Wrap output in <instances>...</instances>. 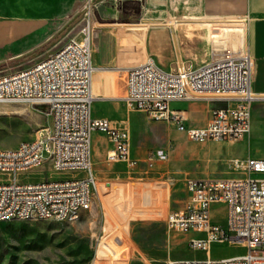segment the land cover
<instances>
[{
  "label": "built area",
  "instance_id": "2783aa9c",
  "mask_svg": "<svg viewBox=\"0 0 264 264\" xmlns=\"http://www.w3.org/2000/svg\"><path fill=\"white\" fill-rule=\"evenodd\" d=\"M84 38L69 39L58 51L35 65L0 76V105H25L39 109L47 118L40 135L13 148H0V223L8 221H76L91 207L94 178L91 162V133L107 136L113 148L109 163L134 167L127 130L106 119H93L91 39L95 15L92 0L84 5ZM214 46L210 61L199 66L182 65L164 71L147 59L125 70L128 109L149 120L174 124L188 141H239L249 134L251 106L260 97L252 91L253 59L242 39ZM217 35V34H216ZM225 35V33H224ZM213 37L214 43L223 33ZM222 36V37H221ZM203 100L235 102L232 107H215L201 128L186 127L179 111L170 104ZM49 163L54 173H84V177L43 178L22 183L20 174L36 171ZM242 179L185 180L187 202L182 209H169L164 223L167 232L187 235L188 247L202 251L201 260H169L166 264H264V159L244 162ZM224 209V223L213 221V210ZM213 244L242 245L247 252L228 258H210Z\"/></svg>",
  "mask_w": 264,
  "mask_h": 264
},
{
  "label": "rangeland",
  "instance_id": "374dc122",
  "mask_svg": "<svg viewBox=\"0 0 264 264\" xmlns=\"http://www.w3.org/2000/svg\"><path fill=\"white\" fill-rule=\"evenodd\" d=\"M53 1L0 0V19H16L15 30L21 27L17 19H41L38 22L41 24L48 17L55 22L52 29L35 37L34 41L31 34L42 32L37 28L38 23L25 27L18 35L0 36V76L35 65L78 34L84 23L83 0H71L69 4L59 6V10L49 17L57 9ZM125 1L92 0L96 19L94 27L127 23L137 27L143 24L131 15L130 9H126ZM135 1L139 4L140 13H147L144 0ZM168 8L174 10V3L168 4ZM235 31L226 32L224 38L217 39L218 45L227 39L235 44L240 37V33ZM203 37L202 55L208 59L211 42L207 36ZM83 38L78 34L76 41ZM92 46L97 51L98 44L92 41ZM121 115L130 120L136 166L112 164L107 160L103 168L93 165L96 194L93 192L90 209L82 212L76 221L0 223V264H166L169 259L205 258L203 252L191 250L183 236L166 231L164 219L167 210L184 207L185 180L193 177L201 163L204 167L207 165L202 162L204 159L211 166L204 178L241 179L245 177L241 171L248 155L259 157V152L256 148L250 152L247 142L242 156H228L225 145L219 148L212 146L209 150H192L190 143L184 142L183 135L177 133L172 125L165 127L151 122L125 108ZM46 123V116L37 108L0 105V148H13L20 142L36 139ZM252 138H257L255 133H252ZM240 147H237L238 151ZM223 170L228 172L220 173ZM72 174L54 173L49 163H44L32 176L33 180L41 181L43 178L66 179ZM1 178L5 176L0 175ZM250 178L264 180V174H251ZM246 252V248L240 245L213 244L210 258L220 259Z\"/></svg>",
  "mask_w": 264,
  "mask_h": 264
},
{
  "label": "crops",
  "instance_id": "0c3cea01",
  "mask_svg": "<svg viewBox=\"0 0 264 264\" xmlns=\"http://www.w3.org/2000/svg\"><path fill=\"white\" fill-rule=\"evenodd\" d=\"M70 1L54 0L57 9L49 17L59 10V6L69 4ZM86 1L83 0V3ZM170 3H174V10H168ZM144 6L147 13H140L137 17L143 23L137 27H132L127 22H125L127 24H115L114 26L93 27L91 40L98 44V48L97 51H94L91 41L92 65L95 68L91 81V91L94 97L91 105V117L106 119L114 127L127 130L130 136L131 157L136 160L131 147L130 120H126L121 115L124 108L130 110L124 102L126 96L125 70L138 66L147 59H152L155 65L164 71H174L182 65L199 67L210 61L213 46H219V43H214L212 35L218 37L217 35L222 33L224 35V33L233 30H242L241 35L244 43L253 59L252 91L260 97L251 106L250 130L246 137L239 141H206L197 144L188 141L183 133L177 131L174 124L150 121L165 127L172 125L177 133L183 135L184 142L190 143L189 146L192 150H209L212 146L219 148L218 146L225 145L224 150L228 156H242L246 152L244 144L247 142L250 152L253 151V148L259 152V157L248 155L247 159H264V0H144ZM158 6L159 8H157ZM14 21L16 19H0V36L18 35L25 27L35 25L41 19L36 21L17 19L21 27L16 30L17 26L15 25L18 23ZM54 24L55 22L47 17L37 27L42 32H33L31 40L34 41L35 37L48 32L50 28L54 27ZM203 36H207L211 42L208 59L202 55ZM167 47L169 50H166ZM166 54L169 55L166 56ZM235 104V102L223 101L186 100L173 102L170 104V108L182 113L183 124L186 127L200 128L210 120L212 108L232 107ZM133 112L147 118L141 112ZM252 133L256 134V139L252 138ZM240 145L242 147L238 151L237 147ZM112 148L113 145L105 134L97 131L92 132V168L93 165L103 168L107 160L106 155ZM179 151H182L181 148ZM233 160H237V158H233ZM202 162L207 165L204 167L201 163V167L193 173V177L189 178L205 179L204 177L210 172L211 166L209 167L210 164L205 159ZM34 172L20 174L18 180L22 183L37 182L36 179L33 180ZM227 172L226 170L220 171V173ZM241 172H244L246 177L244 169ZM252 174L256 175V173ZM72 176L84 177L85 174L78 173L72 174ZM185 194L186 204L188 198L186 191ZM217 209L219 212L216 209L213 210V221L224 223V209L222 206ZM181 236L187 243L189 236ZM209 255L211 256V248Z\"/></svg>",
  "mask_w": 264,
  "mask_h": 264
},
{
  "label": "trees",
  "instance_id": "16d2710c",
  "mask_svg": "<svg viewBox=\"0 0 264 264\" xmlns=\"http://www.w3.org/2000/svg\"><path fill=\"white\" fill-rule=\"evenodd\" d=\"M125 7L126 9H130V12H132V16L137 18L140 15V7L137 1L127 0L125 1Z\"/></svg>",
  "mask_w": 264,
  "mask_h": 264
},
{
  "label": "bare ground",
  "instance_id": "6f19581e",
  "mask_svg": "<svg viewBox=\"0 0 264 264\" xmlns=\"http://www.w3.org/2000/svg\"><path fill=\"white\" fill-rule=\"evenodd\" d=\"M93 69L95 70V68L93 67ZM201 128V127H200ZM96 189H97V181L94 180V193L96 194ZM242 246V245H240Z\"/></svg>",
  "mask_w": 264,
  "mask_h": 264
}]
</instances>
